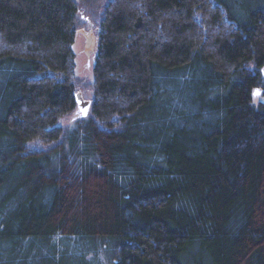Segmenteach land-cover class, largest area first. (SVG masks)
<instances>
[{"label": "trees", "instance_id": "obj_1", "mask_svg": "<svg viewBox=\"0 0 264 264\" xmlns=\"http://www.w3.org/2000/svg\"><path fill=\"white\" fill-rule=\"evenodd\" d=\"M80 13L0 0V264H264V0H110L69 132Z\"/></svg>", "mask_w": 264, "mask_h": 264}, {"label": "rangeland", "instance_id": "obj_2", "mask_svg": "<svg viewBox=\"0 0 264 264\" xmlns=\"http://www.w3.org/2000/svg\"><path fill=\"white\" fill-rule=\"evenodd\" d=\"M109 1L110 0H76L77 4L80 7V12H81L80 14L82 19L85 21V25L86 26L90 25V29H87V31L92 30L95 33V35H97L95 31L96 28L91 26V23L94 18L93 16H98V15L100 16L104 7L108 4ZM81 28L86 30L87 27L83 26ZM83 47H84V38L81 35H77L73 45V49L77 57L76 77L77 79L81 80L82 83L84 84L85 91L78 88L76 92H81L86 100H93L92 91L89 90V85H88L93 79V74H92V69L90 68V66L87 65V58L84 55ZM255 91L259 92V95L257 94L255 95V99L258 101H263L264 100V97L262 95L263 90L256 89ZM80 119L82 118L79 116L76 110V114L73 113L68 115L62 120V123L60 122V124H62L66 129L69 128L68 131L71 132V130L74 127H75L74 129L77 128V126H73V125L77 123ZM69 145L70 143H68L67 148H69Z\"/></svg>", "mask_w": 264, "mask_h": 264}, {"label": "water", "instance_id": "obj_3", "mask_svg": "<svg viewBox=\"0 0 264 264\" xmlns=\"http://www.w3.org/2000/svg\"><path fill=\"white\" fill-rule=\"evenodd\" d=\"M77 34L83 36V38H84L83 52L87 58V65L90 66L92 58H93L94 53L96 51L97 36L95 35V33L92 30L87 31L83 28L79 29L77 31ZM263 73H264V69H263ZM75 102H76V107H77L76 110H77V113L79 114V116L81 118L88 116L90 109H91L92 101L86 100L83 97V94L81 92H76Z\"/></svg>", "mask_w": 264, "mask_h": 264}, {"label": "snow or ice", "instance_id": "obj_4", "mask_svg": "<svg viewBox=\"0 0 264 264\" xmlns=\"http://www.w3.org/2000/svg\"><path fill=\"white\" fill-rule=\"evenodd\" d=\"M256 94L259 95V92H257Z\"/></svg>", "mask_w": 264, "mask_h": 264}]
</instances>
